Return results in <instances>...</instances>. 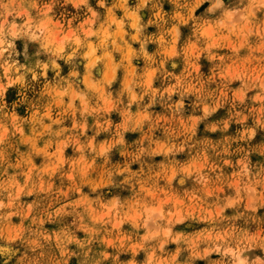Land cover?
I'll return each instance as SVG.
<instances>
[{
    "label": "clouds",
    "instance_id": "1",
    "mask_svg": "<svg viewBox=\"0 0 264 264\" xmlns=\"http://www.w3.org/2000/svg\"><path fill=\"white\" fill-rule=\"evenodd\" d=\"M0 264H264V0H0Z\"/></svg>",
    "mask_w": 264,
    "mask_h": 264
},
{
    "label": "rangeland",
    "instance_id": "2",
    "mask_svg": "<svg viewBox=\"0 0 264 264\" xmlns=\"http://www.w3.org/2000/svg\"><path fill=\"white\" fill-rule=\"evenodd\" d=\"M99 74V73H98Z\"/></svg>",
    "mask_w": 264,
    "mask_h": 264
}]
</instances>
